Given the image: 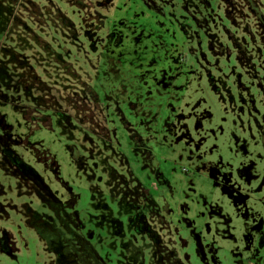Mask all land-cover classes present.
<instances>
[{
    "label": "rangeland",
    "instance_id": "1",
    "mask_svg": "<svg viewBox=\"0 0 264 264\" xmlns=\"http://www.w3.org/2000/svg\"><path fill=\"white\" fill-rule=\"evenodd\" d=\"M0 264H264V0H0Z\"/></svg>",
    "mask_w": 264,
    "mask_h": 264
},
{
    "label": "trees",
    "instance_id": "2",
    "mask_svg": "<svg viewBox=\"0 0 264 264\" xmlns=\"http://www.w3.org/2000/svg\"><path fill=\"white\" fill-rule=\"evenodd\" d=\"M62 18V17H61ZM61 21H62V23L64 24V25H66L67 27H69V29H70V31H69V38H70V41L73 43V44H76L75 42H78V41H80V42H82L81 41V39H82V35H80V34H78V29H75V24L74 25H71V20L70 19H68V17H66L65 15H63V18L61 19ZM99 22H100V25H104L105 24V21H102V24H101V20H99ZM101 27V26H100ZM72 30V31H71ZM85 31V30H84ZM87 32L89 33L90 31L89 30H87ZM59 33H61V32H59ZM64 33H65V31H64ZM54 34V33H53ZM54 38V37H53ZM93 41H94V39H93ZM93 45L95 46L96 45V42H94L93 43ZM46 48H48V47H46ZM49 49V48H48ZM71 50H70V48H69V46L66 44L64 47H62V49H61V52H60V54H58V56H57V60L56 61H60V59L61 60H64L63 59V57L65 58L66 56H69V55H71ZM101 53L103 54V56H106V59H107V62L106 63H103V65H106L107 67V71L109 72V73H111L113 76H115V78H116V84H114V86H119V84L121 83V77H119L120 75H121V70H120V64H121V59H119V58H116V57H113V56H110L109 54H107L106 52H102V50H101ZM61 56V57H60ZM63 64L65 65V66H70L71 65V62L70 61H68V60H64V62H63ZM120 73V74H119ZM113 86V85H112ZM114 89H115V87H114ZM120 93H121V91H120ZM100 93L99 92H95L94 94H92V101L94 102V103H96L99 107H100V105L101 104H103L104 102L103 101H101L99 98H100V95H99ZM75 99H79V101H80V103H82V104H84V105H86V106H88L89 107V100H88V97L86 96V98H83L82 96H78L77 95V92H75ZM114 95L111 93V91L109 90V91H105V96H104V98H105V100H108V101H111V102H105V104L106 105H111V103H114L115 101H114V97H113ZM67 97H68V95H66V97H64V98H66L67 99ZM116 97V96H115ZM118 98V97H117ZM117 103V102H116ZM117 106H118V108L117 109H119L120 110V108H121V106L119 105V104H117ZM83 107V106H82ZM100 110H101V108H99ZM83 112H88V111H84L83 110ZM101 113H102V111H101ZM89 115V114H88ZM84 118H86V117H84ZM56 166H57V164H55ZM54 170H55V167H54ZM57 176H58V173H57Z\"/></svg>",
    "mask_w": 264,
    "mask_h": 264
}]
</instances>
